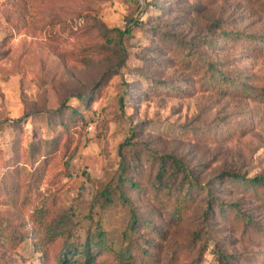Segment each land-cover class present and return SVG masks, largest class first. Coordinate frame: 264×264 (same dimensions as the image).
<instances>
[{
	"label": "rangeland",
	"instance_id": "1",
	"mask_svg": "<svg viewBox=\"0 0 264 264\" xmlns=\"http://www.w3.org/2000/svg\"><path fill=\"white\" fill-rule=\"evenodd\" d=\"M24 1L17 31L6 20L7 0H0V180L14 147L20 155L39 147L33 166L40 176L31 184L22 174L13 200L0 194V264H50L35 250L33 213L40 206L53 215L75 213L53 222L69 241L82 240L101 218L107 242L124 247L128 209L91 202L115 174L119 144L127 140L126 172L140 191L125 193L158 231L150 236L161 264H216L218 251L236 264H264V204L231 178L215 181L222 172L264 175V55L256 44H232L222 35L264 39V0ZM206 69L239 90H211ZM161 161L177 186L184 178L173 173L175 161L188 172L183 183L196 182L184 219L151 203ZM240 216H250L252 226L244 229ZM4 225L23 240L5 243ZM54 247L47 245L49 261Z\"/></svg>",
	"mask_w": 264,
	"mask_h": 264
},
{
	"label": "trees",
	"instance_id": "2",
	"mask_svg": "<svg viewBox=\"0 0 264 264\" xmlns=\"http://www.w3.org/2000/svg\"><path fill=\"white\" fill-rule=\"evenodd\" d=\"M7 4L9 8L6 20L18 31L25 22L24 14L27 10V3L24 0H7ZM17 19L18 21L16 22ZM216 25H219L218 21H214V23L211 24L213 27ZM117 32L119 34H129V31L123 33L122 31L117 30ZM222 35L226 41H229L232 44H241L242 46H254V44H256L257 47L255 48L264 55V39L260 35L235 31H223ZM209 67H211V65H209ZM212 70L214 71L215 69L212 67ZM215 72H209V69H206L204 73L205 76H207V84L211 90L217 92L230 91L233 89L239 90V85L237 83H232L227 77L221 78L219 76L222 74L218 73V76L217 74L215 75ZM123 98L125 99V96L120 97L119 101L123 102ZM125 146H130L128 140L119 144L117 150L118 164L115 169V174L95 195V199L91 202V208H93L95 203L99 201L100 207L102 208L101 210L114 205L116 202L121 203L128 209L125 228L121 233L122 240L126 242V245L124 247H113L107 242V232L102 228L101 218L96 221L94 226L86 228L82 240L77 242L69 241L65 230L61 227H56L53 222L58 216H68L72 219L75 217V213L73 211L69 213L64 211L61 215H53L57 212L48 209L46 206H40L35 209L33 213V220L36 224L33 233H40L38 236L39 241L36 243L37 248H35V250H38V252L42 254V262L45 260L50 262V264H73L72 257L78 255L76 264H161L156 253V248L158 246L153 243V237L150 236L151 233H154V236L156 237L158 231L151 227L150 222L142 219L135 212L134 206L131 204L129 197L125 193L127 191H140L138 183H135L131 177L127 175L126 163L123 158V148ZM38 152L39 147L31 146L29 151L20 155L18 147L13 148V152L5 162H8V171L4 172V175L0 180V194L2 196L11 200L16 198V193L18 192L19 187L17 181L22 174L29 177L31 184L38 182L37 177L40 176V171L38 167L34 168L33 166L34 155ZM19 159L21 162H19ZM175 162L176 165L174 166L175 170L173 173L176 172L178 175H182V177L186 179L188 177V172L183 169L184 166L180 162ZM27 164H30V169H28ZM164 164V161L160 162L157 171L153 173V180L150 181L149 191L153 192L151 196L153 202L151 203L153 206L155 204L160 206L156 208L166 209V212H164L170 214L172 218L177 220L184 219L187 212H189L195 204L190 188L192 185L196 184V182L188 179L186 183H183L184 179H182L177 186L175 173L174 177L166 176L168 175V169L165 168ZM226 178H231L233 180L231 182H235L233 187L237 186L239 190L246 193L249 197L264 204V175L246 178L234 173L222 172L221 175L215 178V181L217 182V180ZM172 186H174V195L169 199L167 196L173 194L170 193ZM183 186L187 189L185 193H183ZM164 197H166V199ZM206 199L204 203L208 206L211 204V200L207 198V196ZM235 205V203L229 204L227 206L229 208L228 210L235 208L237 206ZM205 210H207V208ZM226 211L227 210L221 209L218 212L225 213ZM149 212L154 214L156 213V210L154 207H151V211L149 210ZM239 220L241 222L240 225L244 229L252 226L253 222L250 216H240ZM59 225H61V223ZM4 226L6 231H3L2 238L5 243L12 246L23 240L21 234H19L18 239L15 240L16 235L10 233L8 226ZM143 228L147 230L149 235H147V233H141ZM48 244H55V254L54 256L52 255L50 261L48 256L49 249L47 248ZM215 254L214 258L216 264H236V260H234L232 255H227L220 251Z\"/></svg>",
	"mask_w": 264,
	"mask_h": 264
}]
</instances>
